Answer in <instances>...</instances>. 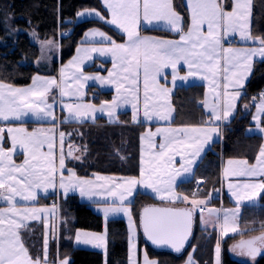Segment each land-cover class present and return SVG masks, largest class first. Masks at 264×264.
I'll return each instance as SVG.
<instances>
[{
  "label": "snow or ice",
  "instance_id": "6c2138e0",
  "mask_svg": "<svg viewBox=\"0 0 264 264\" xmlns=\"http://www.w3.org/2000/svg\"><path fill=\"white\" fill-rule=\"evenodd\" d=\"M110 16L106 18L95 9L77 13L81 17H95L106 24L113 25L126 35V43H117L99 29L89 30L85 34L84 44L90 46L78 49L76 58L70 62L72 70L69 76L61 69L60 79L36 75L28 88H17L0 82V119L19 120L29 113L38 119L56 120L57 104L68 113L70 120L94 118L97 111L107 112L114 118L115 110L122 103H131L134 109L133 119L137 118L141 101V82L143 85V116L147 120L154 117L169 122L174 108L170 103L171 89L162 87L158 77L165 68L171 67L172 85L176 80L187 81L189 77L199 76L209 82L213 102L202 101L208 110L209 119L198 126L187 125L179 128H157L141 137L146 145L142 148V167L139 177L116 178L93 174L91 178L77 176L72 169H66V157L74 156L79 149L69 145L65 152L63 131L36 129L29 132L20 128H0V200L9 206L0 208V264H70V258L64 257L58 262L48 259V240H44L43 254L33 256L22 237L29 219H40V213L47 209L18 207V200L35 201L38 190L47 192L49 188L59 187L62 194L78 191L82 197L91 199L96 195L110 198L101 211L105 220L109 216L123 213L128 217L132 241L130 243V264H159L149 257L147 251L137 258L135 244V226L132 221L131 200L137 185L151 189L163 201L174 204L179 201L186 207L145 208L142 227L145 236L153 245L167 246L175 253L183 251L191 236L193 217L196 212L204 217L207 199H198V192L184 195L177 191V178L190 173L195 161L213 135H220V122H227L235 112L236 103L242 95L244 81L251 73L253 59L264 60V37H253L251 33L252 0H233L227 10L224 0H188L190 8V26L184 30L181 16L173 9L171 0H103ZM148 25L163 22L169 30L180 33L179 40H167L140 35V23ZM227 34H238L240 39L258 47L225 48L222 40ZM33 38L36 33H31ZM97 38L99 40L97 41ZM99 43L100 46H96ZM58 47L53 40H45L41 48ZM92 53L112 58L113 71L108 78L87 76L81 65L92 59ZM188 66L185 76H179L177 65ZM99 80L114 84L116 97L104 101L99 107L91 103H65L64 97L84 95L82 81ZM77 87L71 90L72 85ZM53 89L59 91L60 99L55 97L49 102ZM255 99V98H253ZM162 101V102H161ZM245 108L248 105H244ZM253 120L256 128L264 133V93L255 105ZM10 137L11 146H4L5 133ZM162 136L163 142L157 145L156 136ZM58 138V139H57ZM25 153L22 163H16L13 154L17 148ZM180 164L176 166V158ZM69 175L65 176L64 172ZM223 177L228 190L235 199L234 209H207L210 217H215L213 225L220 229L221 237L229 233L240 232L241 206L264 208L260 197L264 193V145H261L255 163L247 159H228L223 168ZM230 178H236L234 181ZM207 222V221H205ZM245 227L244 231H252ZM259 236L242 240L233 245L232 250H241L253 259L264 251V222L260 224ZM77 243L92 244L103 248L107 254V231L104 234L77 233ZM194 251V249H193ZM215 264H221V245L215 247ZM107 264V261L105 262ZM186 264H196L189 256Z\"/></svg>",
  "mask_w": 264,
  "mask_h": 264
},
{
  "label": "trees",
  "instance_id": "16d2710c",
  "mask_svg": "<svg viewBox=\"0 0 264 264\" xmlns=\"http://www.w3.org/2000/svg\"><path fill=\"white\" fill-rule=\"evenodd\" d=\"M100 3V0H0V81L24 86L31 82L36 73H44L37 65L40 49L31 41L28 34L30 29L37 30L45 39L59 38L61 30L71 29L70 35L61 37L63 61L73 54L85 31L93 27H101L118 41H123L124 35L98 20L78 22L77 13L88 8L100 7ZM174 3L185 17L187 9L184 1L174 0ZM12 28H18L23 32L18 37H14L10 33ZM145 32L168 35L164 30L159 29L145 30ZM252 34L254 37H264V0H253ZM263 90L264 60L255 64L253 76L245 90L242 107L245 103H252ZM204 95L205 87L201 84L177 88L173 96L176 111L173 124L176 126L201 125L207 121L209 116L199 104ZM100 97L110 99L111 94L105 92ZM242 109L241 114L224 128L222 141L214 144L207 153L197 168L195 179L179 186L181 193L191 198L197 180L204 179L203 189L198 193L197 198L212 196V203H217L218 200L214 194L220 188L223 162L228 158H247L251 162L256 159L263 138L260 135L250 136L245 133V127L250 124L248 120L250 114H247L246 110L243 112ZM62 126L63 129L72 132L73 125L63 124ZM80 128L82 129L80 136L72 133L75 142L83 146L81 147L84 152L83 159L79 162H68L69 166H74L80 175L90 176L95 172L139 174L140 136L147 128L146 124L107 123L101 119L97 123L81 124ZM5 147H9L8 141H5ZM261 202L264 203V195ZM39 203H59L60 205V240L59 244L55 243L51 249L54 262L59 254L60 259L70 258V264L105 263L102 252L76 248L73 243V235L77 229L102 231L105 224L101 215L81 202L76 195L60 199L55 196H44L40 198ZM148 205H160V203L147 194H138L132 207L139 226L141 209ZM261 222H264V208H244L241 222L244 229L253 225L260 227ZM31 227L36 228V231L30 233L27 230L23 232V235L31 253L39 256L42 250L40 232L42 226L35 224ZM107 230L108 264H128V231L125 221L113 219L108 222ZM259 233H261L260 228H255L226 238L223 242L224 264H242L235 261L230 253V246L245 236H254ZM218 240L217 232L197 229L194 245L198 264H213L214 250ZM140 245L141 247L147 245L143 233H141ZM150 252L151 255H156L153 250ZM158 256L160 264H180L184 259L182 256L168 253H161ZM252 264H264V255Z\"/></svg>",
  "mask_w": 264,
  "mask_h": 264
},
{
  "label": "crops",
  "instance_id": "0c3cea01",
  "mask_svg": "<svg viewBox=\"0 0 264 264\" xmlns=\"http://www.w3.org/2000/svg\"><path fill=\"white\" fill-rule=\"evenodd\" d=\"M184 1V5L187 9L186 12V16L184 17V15L182 14L181 10H179V8L176 7L174 0H171L172 3V7L173 9L181 16L182 18V24L184 27V30L187 31V28L190 26V8L188 6V0H183ZM100 7H96V8H88L87 10H92L95 9L96 11L100 12L103 16H105L106 18H108L110 16L108 10L106 9L105 5L103 4V0H100ZM225 3V7L227 10H231L229 5H231L233 3V0H224ZM86 10V9H85ZM98 20L99 19L95 18V17H81L78 16V22L81 21H86V20ZM252 20H253V0H252V16H251V33H252ZM102 23H104L103 21H100ZM106 24V23H104ZM112 28H114L115 30H117L119 33H121L122 35H124V40L123 41H118L117 39H115V37H113L110 33H108L106 30H104L101 27H93L88 29L87 31H85L84 35L81 37L79 43H77L73 54L67 58L65 61H63L62 59V55H63V46L61 43V38L59 36V38H54L57 41L56 45H58V47H56V51H57V55H58V61L56 63V66L49 68L50 70L47 73H36L33 78L36 75H40V76H45V77H55L58 80L60 79V75H61V69H65L69 76L71 75V69L69 68L70 62L73 61L76 56H77V52L78 49H81L83 47H88L90 45L88 44H84L83 41L85 39V34L92 29H99L103 32H105L108 36H111L113 40H115L117 43H126V35L119 29H117L115 26L113 25H109L106 24ZM151 29H159V30H164L165 32L168 33V35H157V34H153L150 32H145V30H151ZM35 30V29H33ZM37 31V30H36ZM140 35L141 36H145V37H152V38H162V39H167V40H179V36L180 33L169 30L168 27L163 23H154L153 25H148L145 22L141 21L140 23ZM23 32V30H22ZM61 33V31L59 32V34ZM253 35V34H252ZM254 37V36H253ZM42 38V37H41ZM45 39V38H44ZM53 39V38H49L48 40ZM47 40V39H46ZM99 40V38H97V41ZM223 46L225 48H234V49H242V48H251V47H258V44H252L251 42H245L242 41L239 37L238 34H227L225 35L224 39L222 40ZM96 46H100L99 43L96 44ZM39 47V46H38ZM40 49V47H39ZM40 53H41V49H40ZM40 59V57H39ZM258 61H263L260 58H254L253 59V65H252V70L251 73L247 76V78L244 81V85H243V89H242V95L239 98V100L236 103V108H235V112L233 113V116L229 117L227 122H220V135L216 136L213 135L212 141L209 142V144H207L204 148V151L202 152L201 156L195 161L194 166L191 170L190 173H184L181 177L177 178L176 184H177V191L179 193H181L179 191V186L182 183L185 182H189L192 181L193 179H195L196 177V172H197V168L199 167V165L201 164V162L203 161V159L205 158V156L207 155V153L212 149V147L214 146V144L221 142L223 139V132H224V128L228 125H230L239 114H241V109L243 110V112L246 110L247 114H250V117L248 118L250 124L245 127V133L247 135H260L263 138V142L262 145H264V133H261L257 128H256V121L253 120V116L255 115L256 112V107L255 105L258 104L260 102V98H261V93H264V90L259 94V96L251 103H245L244 105H248L247 108H245L244 106L242 107L243 104V97L245 94V90L247 88V85L249 84V82L251 81V78L253 76L254 73V67L255 64ZM81 67L83 68V74L87 75V76H102L105 77L106 79L108 78V74L109 72L113 71V64H112V58L110 56H102L98 53H92V59L90 60H85V62L81 65ZM54 70V71H53ZM53 71V72H52ZM177 72L179 76H185L187 75L188 72V66L184 63H180L177 65ZM172 69L171 67L165 68L162 71V75L160 77H158L159 80V84L162 87H166V88H170L171 89V93H170V103L172 105V107L174 108V112L172 113V120L169 122L163 121V120H159L158 118H153L152 120H147L144 116H143V85L141 82V101H140V105H139V112L137 113V118L134 121L133 119V114H134V109L132 107L131 103H122L120 107H118L115 110L114 113V118L110 119L109 115L107 114V112H95L93 114L94 118H84L82 120H70L68 119V113L65 109H62L59 104H57L56 107V120H49V119H38L36 116L32 115L31 113H29L27 116H23L21 117L19 120L16 119H10L8 121H4L2 119H0V123H1V128H4L5 130L7 128H20L23 127L25 129H27L29 132L34 131L36 129H51L53 128V126H55V130L57 132L62 131L61 130V125L63 124H70L73 125V128L71 129V131L73 133L76 134V136H80L82 133V129L80 128L81 124H91V123H97L99 120L103 119L105 120L107 123H124V122H131L134 124H141L144 123L146 124L147 128L146 130L141 133L140 136V160H139V174L137 175H129V174H123V173H106V172H95L92 173L90 176H84V175H80L77 171V169L74 166H69V161H75V162H79L83 159L84 156V152L82 150L81 147H83L82 145H78L74 139H72L71 141H69L67 139V137L65 136V152L68 151V147L69 145L73 146L76 149H79V151H75L73 153L74 156H80V159H73L71 157H66L65 163H66V169H72L76 172L77 176L80 177H84V178H91L93 176V174H99V175H104V176H112V177H116V178H127V177H139L140 176V172H141V167H142V148L146 149V145L144 144V142L142 141L141 137L144 136L148 131H152L155 132V130L157 128H179L181 126H176L173 124L174 119H175V106L173 103V96L177 90V88L179 87H188L194 84H201L205 87V95L204 98L199 102L200 106L204 109L205 113L209 116L208 110L203 106L202 101H207V103L211 104L213 102V94L212 91L209 87V82L207 80L201 79L199 76L197 77H189L187 81H182L180 79L176 80L175 86L172 85ZM32 78V80H33ZM32 80L29 84L24 85V86H18V85H14L8 82H4V81H0V82H4L7 84H11L14 87L17 88H28L32 85ZM69 83L72 85L71 90H74L77 85L72 83L71 80H69ZM83 83V93L84 95L80 98H77L75 96L72 97H64V102L65 103H91V104H95L97 107H99L101 105V103H103L104 101H111L112 99H114L117 95L116 93V87L114 84H110V83H101L99 80H87V81H82ZM108 92L111 94L110 99H101L100 96H103V93ZM96 96H99V99H94ZM55 97L57 99V101L60 99L59 97V91L57 89H53L52 92L49 95V102H52V98ZM162 102V101H161ZM253 104V107H252ZM241 116V115H240ZM242 118V117H241ZM209 119V118H208ZM183 126H187V125H183ZM193 126H198V125H193ZM263 126V124L261 125ZM58 139V138H57ZM5 141H8L9 143V147L11 146V140L9 135L7 134V132L5 133V140H4V146H5ZM154 141L157 145H159L160 143L163 142V137L162 136H156L154 138ZM259 152V151H258ZM258 155V153H257ZM257 157V156H256ZM25 158V153L23 152L22 149H20L19 147L17 148L16 152L13 154V159L16 161V163H22L23 159ZM228 159H247V158H228ZM226 159L223 162L222 165V170H221V184H220V188L215 192L214 196L217 197L218 202L217 203H212L211 199L212 196L206 197V198H198V199H207L208 203L205 207V213H204V217H201V213L198 211L195 213V221H196V228H202L205 230H210V231H215L218 234L219 237V242L221 245V254H220V261L221 264H224V252H223V242L226 238L230 237V236H235L237 234L243 233L244 231V227L241 224L242 222V216H243V212H244V208H252V206H247V205H242L241 206V212H240V232L238 233H229L228 236L225 237H221V233H220V229L216 226L213 225V221L215 219V217H210L207 214V209H234L236 207V203H235V199L231 196L228 187H227V182L225 180V178L223 177L222 173H223V168L226 166ZM248 162L250 164L255 163V160L253 162L249 161V159H247ZM180 157L178 156L176 158V166L178 167L180 164ZM64 175L67 176L69 175L68 171L64 172ZM231 180H235L236 178H230ZM200 180V182H204V179H198ZM63 190L60 189L59 187L52 189L49 188L47 192H44L43 190H38L37 192V199L35 201H23L20 200L17 197L18 200V207H22V208H40V209H47L48 211L45 213H40V219H29L27 221V228L22 230V237L24 239V242L27 246V241L23 235L24 231L33 233L36 231V228L31 227L32 225H41V235H42V250L39 256H41L43 254V245H44V240L47 237L48 240V259L49 261H53L52 260V247L55 243H57V245L59 244V240H60V229H61V214H60V205L59 203H53V204H40V198L44 197V196H55L58 199L62 198H67L69 196L72 195H76L79 197V199L81 200V202L89 205L97 214L101 215L103 220H104V229L100 232H96V231H91V230H86V229H77L73 235V243L74 246L76 248H83V249H88V250H94V251H99L102 252L104 254L105 257V262L107 261L108 264V242H109V237H108V230H107V226H108V222L113 220V219H122L125 221L126 225H127V231H128V264H130V243L132 241V231H131V227H130V223L128 220V217L126 215H124L123 213L115 215V216H109L107 220H105L104 218V214L101 211V209L107 204L110 203V198H105L103 195H96L93 196L91 199L87 198V197H82L78 191L73 192V191H69L67 193V195H63L62 194ZM140 193H144L147 194L149 196H151L152 198H154L155 200H157L160 205H165V206H173V207H186L188 205L185 204H181L179 201H176L174 204H169L167 201H163L159 198V196L155 193L152 192L151 189H147L144 188L141 185H137L133 191V195L129 198L131 200V214H132V221L134 223L135 226V244H136V249H137V258H142V253L144 251H147L148 255L150 258L159 261L160 264V260H159V256L158 254L161 253H168V254H173L171 252H162V251H157L153 248H151L148 243L146 246L141 247L140 245V238H141V230H140V226H139V222L137 221L134 211H133V203L135 202V199L137 197L138 194ZM183 194V193H182ZM185 195V194H184ZM264 193L261 194L260 200H262ZM262 203V202H261ZM9 205L3 201L0 200V208H6ZM259 207V206H256ZM207 221V222H205ZM196 229V231H197ZM105 231H107V254L105 255V251L103 248H99V247H95L92 244H83V243H77L75 240V236L77 233H95V234H104ZM196 234V232H195ZM261 233L254 235V236H259ZM253 236H245L243 237L241 240H237L236 242H234L229 250L231 255L233 256V258L235 259V261L242 263V259L241 256L245 255L241 253L240 249H237L236 251L232 250L233 245L238 244L240 241L242 240H248ZM195 239V237H194ZM147 242V241H146ZM28 247V246H27ZM29 248V247H28ZM194 249V251H193ZM151 250L154 251V253L156 255H151ZM30 251V249H29ZM195 251H196V247L194 245V240L192 242V246L191 248L187 251L186 254L184 255H176V256H182L184 257L183 262L180 264H186L187 262V258L189 256H192V258L196 261V264H198V261L195 258ZM31 253V251H30ZM32 254V253H31ZM33 255V254H32ZM35 256V255H33ZM259 257H261V255H256L255 258L253 259L252 257L251 260L253 262H255ZM54 262V261H53ZM105 264V263H104ZM213 264H215V251H214V262Z\"/></svg>",
  "mask_w": 264,
  "mask_h": 264
},
{
  "label": "rangeland",
  "instance_id": "374dc122",
  "mask_svg": "<svg viewBox=\"0 0 264 264\" xmlns=\"http://www.w3.org/2000/svg\"><path fill=\"white\" fill-rule=\"evenodd\" d=\"M36 33V37L33 38V36L31 35L32 32ZM22 32V30L18 29V28H12V30H10V33L14 36V37H18V35H20V33ZM28 34L30 36L31 41L36 44L37 46L40 47L41 49V53H40V59L38 62V67L40 69L41 72L47 73L51 68L56 66V63L58 61V55H57V51H56V47H48V48H41V43L43 41H45L46 39L41 38L40 34L38 33V31L36 30H29ZM48 40V39H47ZM53 41H57L56 39H50ZM55 44H57V42H54ZM255 228H260L259 226H249L248 229H255ZM242 259V264H252L254 263L250 256L248 255H242L241 256Z\"/></svg>",
  "mask_w": 264,
  "mask_h": 264
},
{
  "label": "water",
  "instance_id": "95a60500",
  "mask_svg": "<svg viewBox=\"0 0 264 264\" xmlns=\"http://www.w3.org/2000/svg\"><path fill=\"white\" fill-rule=\"evenodd\" d=\"M173 206H165V205H148V206H145L141 209V212H140V229H141V232L143 233V236L145 238V240L147 241L148 245L157 250V251H162V252H171L173 254H176V255H184L187 253V251L191 248L192 246V242L194 240V237H195V232H196V221H195V218L196 216L194 215L193 217V224H192V231H191V236L189 237L187 243L185 244V247L183 249V251L179 254L175 253L174 251H172L169 247L167 246H156V245H153L151 241H149L147 239V237L145 236L144 234V231H143V227H142V218H143V215H144V209L145 208H171ZM182 208V207H180ZM258 255H264V251H261Z\"/></svg>",
  "mask_w": 264,
  "mask_h": 264
}]
</instances>
